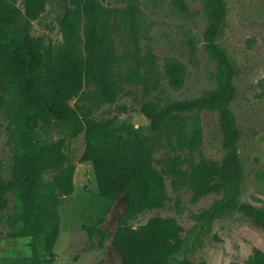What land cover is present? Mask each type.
<instances>
[{"label":"trees","instance_id":"16d2710c","mask_svg":"<svg viewBox=\"0 0 264 264\" xmlns=\"http://www.w3.org/2000/svg\"><path fill=\"white\" fill-rule=\"evenodd\" d=\"M205 2L209 23L203 47L220 68L225 86L166 104L158 97L145 99L140 111L150 120L153 134L142 138L125 122L97 120L92 115L98 105L114 103L123 85H141L142 95L150 97L160 89L162 73L175 90L185 84L183 62L168 58L161 73L156 55L141 48L142 11L136 0L124 9L106 7L100 0H71L72 7H66L59 19L63 39L59 47L32 35L33 21L44 12L47 0H22V8L0 0V81L15 87L19 102L12 136H18L26 148L12 178L5 182L0 177V212L8 209L7 195L18 194L26 218L21 226L12 223L15 229L10 235L31 238L32 256L27 264L54 261L61 222L58 207L74 192L75 166L64 152L65 139L50 142L36 137L37 129L51 124L66 127L69 138L84 134L80 161L93 168L97 192L92 194L91 210L102 215L98 222H103L113 204L125 197L127 206L111 243L122 264H206L175 260L183 247V228L174 218L156 216L138 226L131 223L145 210L164 207L169 199L164 176L171 177L174 191H191L192 202L210 194L222 196L194 215L203 228L217 219L240 214L264 232V205L257 207L241 200L246 173L240 130L231 108L236 97V69L217 42L226 6L223 0ZM125 33L133 48L117 53L116 38ZM119 62L128 66L118 67ZM84 88L88 89L85 103L72 105ZM6 105L0 95V109ZM202 111L218 113L225 151L220 161L205 157L195 161L191 157L202 144L203 131L197 118ZM193 115L196 118L188 126ZM162 138L175 151L190 155L175 152L154 159ZM155 162L161 165L160 171ZM83 228L97 247L104 245L108 234L103 229ZM41 240L44 259L39 250ZM247 264H264V252L255 248Z\"/></svg>","mask_w":264,"mask_h":264},{"label":"rangeland","instance_id":"374dc122","mask_svg":"<svg viewBox=\"0 0 264 264\" xmlns=\"http://www.w3.org/2000/svg\"><path fill=\"white\" fill-rule=\"evenodd\" d=\"M14 2L22 8V0ZM106 7L124 9L132 0H100ZM226 17L217 42L228 53L236 69L234 85L236 97L231 105L240 130V154L245 167V181L241 200L257 207L264 205V0H223ZM142 11V33L139 37L141 48L156 55L159 71L162 73L166 59L174 58L186 66L184 86L173 89L162 76L160 89L150 97L142 95L141 85H123L114 103L100 104L92 111L97 120L115 118L135 129L142 138L153 132L150 120L140 111L145 99L158 97L161 104L170 101H184L201 96L207 91H215L225 86L218 65L204 50V32L209 19L205 0H136ZM66 7H72L71 0H47L44 12L33 21L32 35L42 36L47 45L59 47L62 34L59 19ZM128 36L116 38L117 53L132 49ZM128 66L119 62L118 67ZM117 67V68H118ZM15 87L0 81V95L7 101L0 109V177L8 182L25 146L19 137L12 136L13 120L17 114L18 96ZM71 101V104L85 103L88 89ZM191 116L188 126L195 120ZM203 131L201 146L191 154L197 161L200 157L220 161L224 156L223 135L220 130L218 113L202 111L198 113ZM36 137L50 142L65 139L64 152L75 166L74 192L59 204L60 233L53 252L56 255L51 264H122L112 246V234L121 220L127 203L122 196L105 216L91 210L92 194L97 192L93 168L80 161L85 148L84 134L76 138L68 137V129L57 124L43 126L36 130ZM180 153L188 157V151H175L162 138V143L154 151V159ZM157 170L161 165L154 163ZM187 167V165H185ZM169 199L164 207L145 210L131 223L145 224L149 219L161 216L174 218L182 226V250L175 260L187 259L194 263L206 264H247L258 248L264 252V232L249 219L240 214L225 216L204 228L197 223L194 215L211 206L222 196L210 194L197 202H192V192L186 189L174 191L171 177L164 176ZM46 180L50 176L45 177ZM8 209L0 212V264H27L31 261L30 237H11L10 233L25 221V210L18 194L9 193ZM84 226L103 229L108 237L102 247L89 238ZM41 257L46 258L43 241L39 242Z\"/></svg>","mask_w":264,"mask_h":264}]
</instances>
